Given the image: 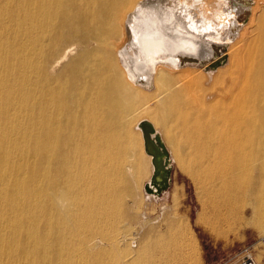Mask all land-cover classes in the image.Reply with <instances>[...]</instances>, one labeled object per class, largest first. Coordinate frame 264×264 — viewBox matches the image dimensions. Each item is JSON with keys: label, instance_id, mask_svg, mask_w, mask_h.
<instances>
[{"label": "bare ground", "instance_id": "1", "mask_svg": "<svg viewBox=\"0 0 264 264\" xmlns=\"http://www.w3.org/2000/svg\"><path fill=\"white\" fill-rule=\"evenodd\" d=\"M192 69L223 74L214 92L189 95ZM147 139L169 184L173 164L198 184L215 240L255 218L264 232V0H0L8 259L197 261L187 222L137 214L169 186L151 182Z\"/></svg>", "mask_w": 264, "mask_h": 264}, {"label": "rangeland", "instance_id": "2", "mask_svg": "<svg viewBox=\"0 0 264 264\" xmlns=\"http://www.w3.org/2000/svg\"><path fill=\"white\" fill-rule=\"evenodd\" d=\"M194 70L197 69H192V72H185L182 74V78L180 77L181 86H186L189 88V91L191 90L189 95L200 96L211 94L212 91L214 92L215 88L218 87V78L220 79L223 74H218L217 72L209 74V71L201 73L199 70ZM212 75L216 76L215 79ZM142 114L141 109H138L135 119ZM146 193L150 194L149 191H146ZM151 196L150 199L146 197L145 205H140L137 208L138 213H136L138 215L141 213L148 216L149 220L151 218L161 220L162 214H165V212L166 214L168 212V214H176L181 220L189 224L193 235H195L198 259L197 261L190 260L183 264H234L244 259L245 254H251L257 264H264V232L260 233L256 224H254L258 222L259 218H255L253 225L241 232H234L228 238L220 236L217 238L218 240H215L211 232L204 228V221H201L200 224L196 221L198 215L203 212V196L198 184L188 175L186 170H182L176 164H173L169 186L164 191L151 193ZM247 217L251 216L248 215ZM140 218L138 217V219ZM123 229L118 232L124 233L125 231L122 232ZM4 245L7 246V243L0 242V263L15 264L14 260L6 257L7 250L5 247L3 248ZM179 246L185 251L184 245L179 244ZM119 252L124 255L122 250ZM76 261L79 264H84V255L81 254L80 258H76Z\"/></svg>", "mask_w": 264, "mask_h": 264}, {"label": "water", "instance_id": "3", "mask_svg": "<svg viewBox=\"0 0 264 264\" xmlns=\"http://www.w3.org/2000/svg\"><path fill=\"white\" fill-rule=\"evenodd\" d=\"M194 62H196V61H194ZM219 63H221L220 60H217V62H214L211 65L216 66ZM146 142H147V146H146L147 149L149 150L150 153L154 154V157L152 158V162L156 165L154 173L151 176V182L153 184H157L159 189H161L162 186L167 187L169 184V178H170L168 169L163 165V163L161 161H158L156 158V154H159L160 150L157 147V145H156V147L153 146L152 142L149 139H147ZM159 145H161V144H159ZM158 177H159V180H157Z\"/></svg>", "mask_w": 264, "mask_h": 264}, {"label": "built area", "instance_id": "4", "mask_svg": "<svg viewBox=\"0 0 264 264\" xmlns=\"http://www.w3.org/2000/svg\"><path fill=\"white\" fill-rule=\"evenodd\" d=\"M234 264H257V262L251 254H245L244 259Z\"/></svg>", "mask_w": 264, "mask_h": 264}]
</instances>
